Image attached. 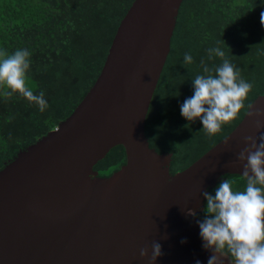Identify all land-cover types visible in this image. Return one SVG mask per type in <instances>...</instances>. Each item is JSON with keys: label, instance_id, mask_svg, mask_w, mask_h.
I'll list each match as a JSON object with an SVG mask.
<instances>
[{"label": "water", "instance_id": "1", "mask_svg": "<svg viewBox=\"0 0 264 264\" xmlns=\"http://www.w3.org/2000/svg\"><path fill=\"white\" fill-rule=\"evenodd\" d=\"M182 1L134 0L73 112L0 170V264H148L139 250L148 247L150 256L153 241L163 253L155 264H207L197 224L206 202L200 192L225 175L240 176L244 138L259 143L261 133L246 112L173 175L172 154L149 147L145 120ZM250 106L264 110V91ZM116 146L124 149V165L98 176L94 166Z\"/></svg>", "mask_w": 264, "mask_h": 264}, {"label": "trees", "instance_id": "2", "mask_svg": "<svg viewBox=\"0 0 264 264\" xmlns=\"http://www.w3.org/2000/svg\"><path fill=\"white\" fill-rule=\"evenodd\" d=\"M133 1L0 0V49L10 55L18 49L30 51L27 79L35 86L34 94L44 92L48 104L41 112L18 94L6 98L0 93V170L73 112L98 77L119 22ZM262 11L264 0L182 1L144 127L150 148L172 154L171 175L189 167L232 132L263 93ZM216 47L253 87L237 119L210 136L198 119L182 118L180 106L193 95L194 77L203 74L201 61L213 69L222 63L219 57L208 58V50ZM186 53L193 63L184 62ZM125 159L123 147L116 146L93 169L98 176L108 177ZM223 179L232 181L235 190L245 187L240 176Z\"/></svg>", "mask_w": 264, "mask_h": 264}, {"label": "clouds", "instance_id": "3", "mask_svg": "<svg viewBox=\"0 0 264 264\" xmlns=\"http://www.w3.org/2000/svg\"><path fill=\"white\" fill-rule=\"evenodd\" d=\"M260 24L264 28V11L260 13ZM30 56L27 49H18L11 55L0 49V93L6 98L18 94L43 112L48 107L44 92L34 94L26 83ZM213 56L221 58L222 63L213 69L201 61L203 74L194 77L193 95L180 106L181 117L189 122L198 119L202 130L210 136L237 119L253 87L241 78L239 69L225 57L220 47L208 50V58ZM184 62L193 63L192 55L186 53ZM247 115L255 119V129L261 134L259 143L257 138L246 136V147L236 157L242 165L240 179L245 184L244 189L235 190L232 181L222 179L214 194L207 190L200 192L206 205L202 210L203 219L197 220V224L202 247L210 252L207 264H225V261L228 264H264V131H261L264 110H248ZM187 215L195 213L189 211ZM186 242L181 240V244ZM150 251L149 256V248H141L140 258L155 264L163 255L161 244L153 241Z\"/></svg>", "mask_w": 264, "mask_h": 264}, {"label": "rangeland", "instance_id": "4", "mask_svg": "<svg viewBox=\"0 0 264 264\" xmlns=\"http://www.w3.org/2000/svg\"><path fill=\"white\" fill-rule=\"evenodd\" d=\"M26 83H27V86H28L31 90H33V89L35 88L34 84H33L31 81H29L28 79L26 80Z\"/></svg>", "mask_w": 264, "mask_h": 264}, {"label": "built area", "instance_id": "5", "mask_svg": "<svg viewBox=\"0 0 264 264\" xmlns=\"http://www.w3.org/2000/svg\"><path fill=\"white\" fill-rule=\"evenodd\" d=\"M56 129V128H55Z\"/></svg>", "mask_w": 264, "mask_h": 264}]
</instances>
